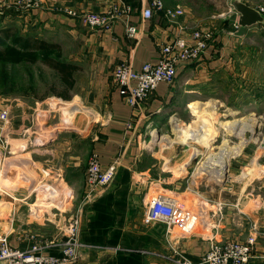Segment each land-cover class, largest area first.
<instances>
[{
  "label": "crops",
  "instance_id": "0c3cea01",
  "mask_svg": "<svg viewBox=\"0 0 264 264\" xmlns=\"http://www.w3.org/2000/svg\"><path fill=\"white\" fill-rule=\"evenodd\" d=\"M118 1L44 0L46 10H33L32 12H20L14 8L5 12L2 9L7 6H3V2L0 1V11L5 12L2 14V24L5 26L2 29H6L9 24H15L17 30L26 36L58 44L62 49L64 59L80 67L75 74L74 98H78L82 105L96 112L98 125L87 146L81 143L65 148L48 145L45 151L53 154L54 158L55 155L58 158L52 161L46 160V162L53 171L55 167L59 169L61 181L66 187L64 195L68 199L73 198V201L78 200L76 208L67 215L68 218L64 223L66 224L72 216L79 218V238L85 248L81 249L77 260L71 264H176L173 260L175 251L180 252L192 262L198 263L207 249L208 238L196 233L179 236L177 239V236L167 233L163 224L149 226L144 224L147 206L155 196L151 193L155 183L163 185L165 181L170 184L172 190L166 191L174 197L190 193L193 200H196L193 210H197L194 208L205 201L212 204L224 203L226 205L224 221L220 225L221 228L213 230L211 237L219 241H228L246 238L250 233L247 220L254 218L253 222H259L262 224L260 227L264 229V206L260 207L264 203V198H262L264 179L246 181L239 173L240 166L234 162H229L221 179L213 176L210 179H199L194 177V174L188 177L184 173L191 168L192 160H195L199 154L189 161L188 150L180 149V145L170 147L174 149L166 147L170 149L168 151L155 143H161L164 138L163 126L167 127L166 120H171L174 115L182 114L180 111L183 109L186 108L190 115H196L195 117L198 118L197 113L191 108L195 103L213 106L219 114L226 112L231 102L230 99L222 97L220 91L225 89L224 86L230 79L233 80L232 74L229 73L231 66L236 64L233 60L236 55L245 63L252 57L256 58L257 50L248 51L247 48L250 45L242 46V43L253 42L260 36L246 32L234 39L224 41L225 37L221 38L222 35L210 24L211 21L204 22L195 16L186 3L175 0L171 5L162 0L169 8L182 7L185 9L187 15L180 18L178 22L186 23L191 30L197 27L211 28V25L215 33L214 40L199 62L179 67L176 84L173 87L161 84L145 105L134 110L124 103L119 94V89L112 79L114 69L124 61L130 62L136 70H141L147 63L157 61L159 53L155 40H169L178 36L181 31L178 25L170 23L162 14L156 15L151 20L144 19L142 11L150 6L151 0H124L132 8L130 23L139 30L135 39L127 37L125 25L121 21H117L113 30L109 32H94L87 29L80 19L71 18L63 13V10L68 7L82 12L103 13ZM243 1L257 9L248 0ZM237 20L238 15L234 23ZM253 27L240 29L251 30ZM240 29H234L228 34L233 36ZM220 42L222 43L221 48ZM234 42L240 43L241 48L238 52L228 49ZM240 69L245 70L243 73L245 79H242V82L247 83V74L251 67L241 66L240 63ZM174 103H177L176 110L172 111L170 106ZM40 105L36 103L35 113L38 112L34 116L30 115L31 120L38 119L40 111L48 112L40 108ZM180 119L183 122V118ZM170 120L168 122L171 125ZM131 121L133 125L130 128L128 126ZM11 124L9 127H4L2 131L5 133L3 135L4 144L5 142L8 144L6 154L12 155L6 157V161L12 168H26L25 164L33 160L40 149L38 142H33L34 139L38 140L36 134L39 133L31 132L33 127L30 125V128L29 126L25 128H29L31 135L23 136L21 121L14 120ZM207 127L210 126L207 125ZM207 133L202 136L204 144L210 137V133L208 131ZM149 136L151 139L148 145L146 140ZM151 143L154 144L151 145ZM208 151L210 150L207 148L204 152ZM93 154L99 156L104 167L118 158L121 165L111 185L100 189L92 202H86L84 198L87 168ZM202 154L203 151L200 156ZM19 155L27 160L19 161ZM35 163L38 162L35 161ZM170 163H175V165L180 163L173 173L171 169L166 170V164L169 167ZM198 168H196L197 171ZM14 178L18 180V177ZM203 184L211 185L213 188L210 190L207 188L206 192L201 191L200 186ZM30 197L31 195H28L24 198L29 199ZM175 199L186 212H192V208H188L178 198ZM251 202L257 203L258 206L252 208ZM0 206H2L1 212L4 207L3 201H0ZM208 206L211 210H216L212 205ZM15 232L16 236L8 237L7 234L6 237L14 246L22 249L33 244L31 239L33 234L40 233L41 240L46 241L52 240L56 235L53 233L51 237L48 236L50 235L47 234L50 232L49 226L41 230H29V233ZM173 237L175 239H171ZM48 251L52 255H59L56 248ZM249 264H264V236L259 238L254 258Z\"/></svg>",
  "mask_w": 264,
  "mask_h": 264
},
{
  "label": "rangeland",
  "instance_id": "374dc122",
  "mask_svg": "<svg viewBox=\"0 0 264 264\" xmlns=\"http://www.w3.org/2000/svg\"><path fill=\"white\" fill-rule=\"evenodd\" d=\"M164 1L171 5L175 2V0ZM180 1L181 3H186L191 8L192 13L204 22L208 20L211 21L210 24L222 35L221 38L225 37L223 39L224 41L226 39H234L238 35L243 33L246 34V32L259 35L260 38L255 39L253 42L249 41L242 43V46L246 44L250 45L247 48L248 51L257 50V57H252L245 63L239 60L238 55H236L233 60L236 61V64H233L229 70L233 80L230 79L228 84L224 86L225 89L220 91L221 96L230 99L231 102L230 107L226 109L225 113L219 114L218 111H215L210 119H205L206 117L201 118L197 112L195 113H197L198 118L195 117L196 115H190L189 111L185 108L183 111H180L182 114L174 115L175 118L172 120H166L165 124L167 127L163 126L165 135L162 134L164 137L161 140L162 146L159 142L155 144H159L162 149L166 147L170 148V146L178 147V145H180V149L184 151L188 150L187 152L190 154L189 161H191V159L196 156L195 152L192 150L195 151L196 148L193 147V149H190L187 144L190 140L199 139L192 136V132L194 131L193 128L198 130L204 129L210 133V137L208 141H205L206 144H204L202 138H200L201 145L196 144V142L191 143L193 146L201 147L204 150H200L198 153L199 155L197 154L198 157L192 160L191 168L186 170L184 175L190 177L194 174V177H198L199 179H210L212 176L210 173H206L202 168H198L199 165V167L204 165L207 156H209L210 153L217 154L221 152V150H224L225 147L235 149L236 147L243 146L240 148L241 152L239 151L240 153L238 152L229 162H234L236 165L240 166L241 170L239 173L246 181L259 178L264 179V24H257L251 30L246 29L243 31V29H240L238 32H235L233 36H230L228 33L234 31L235 28H233V24L237 17L232 6L233 0ZM248 1L254 4L257 9L264 8V0ZM12 9L13 8L6 7L2 10L6 12V10L9 11ZM4 11H0V31L2 27H5L2 24V14L5 13ZM211 25L210 27L213 28ZM7 26V28L14 27L17 29L15 24H9ZM21 34L24 35V33ZM236 44L237 46H235ZM219 46L221 48V42ZM240 48L239 42H234V44L228 47V49L236 52H238ZM240 63L241 66L251 67L250 72L247 74V83L242 82V79H245L243 76L245 70L240 69ZM174 84H176V82ZM54 88L58 92L64 91L57 73L44 64L0 66V109H2L0 111V183H2L3 190L0 193V201L4 202V207L0 212V235L6 236L8 234V237H14L16 236L15 231L27 233L29 230H41V228H47V226H49L50 232H47V234H50L48 236L51 237L53 233H59V228L64 226V221L68 218L67 215L74 211L78 203V200L73 201V198L68 199L64 195L66 187L64 182L61 181L59 169L55 167L53 171L50 169L51 166L46 162V160L52 161L58 158L56 155L54 158L53 154L46 153L45 151L48 149L46 146L53 145L65 148L78 143L87 146L93 137L98 121L94 110L82 105L78 98H74V89L70 92L72 96L71 99L65 100L52 92ZM45 100L47 101L44 103L43 101ZM37 102L41 104L40 108L48 112L45 113L40 111L39 114L41 117L39 116L38 119L33 118V120H31L30 115L34 116L38 112L36 111L35 113ZM176 104L177 103L172 104L170 110H176ZM205 106V109L210 107L208 105ZM82 108H85V110ZM5 113L7 116L4 115ZM179 117L183 118V122L180 121L181 119ZM242 117L245 119L247 118L244 124H237L238 126L233 125L227 129L221 125L222 122L227 120L235 121ZM14 120L17 122L21 121L24 130L23 136H30L31 132L36 131L39 133L36 134L38 140L34 139L33 142H38V148L40 149L37 154H35L34 161L31 159L26 164L24 163L26 168H12L10 163L6 161V157L12 155L6 154L8 144L6 142L4 144L5 138L3 135L5 133H2V131L4 127L12 125L11 123H13ZM169 120L171 121V125L168 122ZM207 124H209L208 126L210 127H207ZM30 125L33 127V131L31 132H29ZM27 126H29V128H25ZM241 129L245 130L243 132L245 137L242 138L240 135ZM207 131L204 135L208 134ZM33 134L35 136V133ZM76 137L78 139L75 140L74 138ZM156 137L155 141L157 139ZM150 139L149 136L146 142L148 143ZM153 144L154 143H151V145ZM169 148L166 149H168V151L174 149ZM207 148L210 151L204 152ZM202 151L203 154L200 156ZM18 159L21 162L27 160V158H23L21 155H19ZM35 161L38 163H35ZM179 164L175 165V163H170L169 167H167L168 164H166V170L171 169L173 173L175 169L178 168ZM196 168H198V171ZM14 177H18V180H15ZM215 178L221 179L222 177L216 176ZM159 185L155 183L151 192L152 195H170L169 192L166 191L172 190L170 184L164 181L163 185ZM207 188L210 190L213 187L211 185L207 186V184L200 186L201 191L204 190L206 192ZM206 194L209 195V193ZM28 195H31V197L25 199L24 197ZM172 197L178 198L185 203L188 208H192V211H195L193 207L196 200H193L190 193ZM262 198H264V196H262ZM205 203L206 201L194 209H198L201 205L209 208ZM256 206H258L257 203L251 202L252 208ZM262 206H264V203H262L260 207ZM1 207L2 206H0V208ZM56 214L57 216H55ZM253 219L247 220L250 233L255 224ZM207 220L210 222V227L216 224V219ZM156 224L159 225L161 223H155L153 225ZM220 225L218 227L221 228ZM258 225L261 226L262 224L258 222ZM164 226L167 231V226ZM218 227L216 228L218 229ZM191 230L192 229H180L177 227L174 232H170L169 234L177 236L178 239L179 236L200 233L203 237L207 238L212 236L213 230L215 229L207 231L208 229L204 228L203 225L199 223L196 229ZM186 231L191 232L187 233ZM40 235L41 234L38 233L37 238L39 240L42 239ZM44 236L47 237L46 235ZM171 239L175 238L173 237Z\"/></svg>",
  "mask_w": 264,
  "mask_h": 264
},
{
  "label": "built area",
  "instance_id": "2783aa9c",
  "mask_svg": "<svg viewBox=\"0 0 264 264\" xmlns=\"http://www.w3.org/2000/svg\"><path fill=\"white\" fill-rule=\"evenodd\" d=\"M0 1L3 2V6L14 8L20 12L41 11L47 8L44 0ZM64 1L72 2L74 0ZM257 10L264 16V8ZM63 13L71 18L80 19L90 31L109 32L113 30L117 21H121L125 25L127 37L135 39L139 33L138 28L130 23L132 8L124 0L113 3L108 11L103 13L82 12L72 7L64 9ZM161 14L170 23L178 25L180 34L169 40H155L159 53L157 61L145 64L141 70L134 69L130 62L124 61L117 65L112 74V79L119 89L122 100L134 110L145 105L161 84L173 86L179 67L199 62L214 40L215 33L211 28L197 27L191 30L186 23L178 22L180 18L187 15L182 7L169 8L162 0H151L150 6L142 11L145 20H151ZM234 28H241L238 21L234 23ZM4 115L7 116L6 113ZM132 125L133 121L128 127L131 128ZM151 138H153L152 135ZM120 165L121 162L118 158L104 167L97 154L91 155L87 168L84 198L86 202H92L100 189L111 185L117 176ZM2 191L0 184V193ZM209 203L205 204L215 207V211L201 205L195 211L186 212L177 199L170 195L157 194L148 204L143 221L146 226L155 223L164 224L168 228L167 233L174 232L177 227L194 230L199 223L208 229L207 231L217 230L216 227L224 221L226 205L222 202ZM207 219H216V224L210 227V222ZM254 223L251 233L243 240L219 241L214 237H207L209 244L198 263L192 262L178 251H175L173 260L176 264H249L254 258L259 238L264 236V229L258 223ZM59 230V233L50 241L39 240L38 235L33 234L31 237L33 244L26 249L14 246L8 237L0 235V264H71L75 262L81 249L85 248L79 238V218L72 216ZM52 248L58 249L59 255H52L48 251Z\"/></svg>",
  "mask_w": 264,
  "mask_h": 264
},
{
  "label": "trees",
  "instance_id": "16d2710c",
  "mask_svg": "<svg viewBox=\"0 0 264 264\" xmlns=\"http://www.w3.org/2000/svg\"><path fill=\"white\" fill-rule=\"evenodd\" d=\"M44 64L55 71L64 88L52 92L65 100L71 99L70 92L75 87V74L80 70L76 64L64 59L62 49L58 44L49 43L42 39L22 35L14 27L0 31V66L23 64Z\"/></svg>",
  "mask_w": 264,
  "mask_h": 264
},
{
  "label": "bare ground",
  "instance_id": "6f19581e",
  "mask_svg": "<svg viewBox=\"0 0 264 264\" xmlns=\"http://www.w3.org/2000/svg\"><path fill=\"white\" fill-rule=\"evenodd\" d=\"M206 104H203V103H195L191 106V108L194 110V112H197L198 115L202 118L206 117L205 119L207 118H211L212 115H214V112H215V108L213 106H210L208 109H205L204 107ZM81 108V107H80ZM85 110V108H82ZM77 111V109H76ZM208 111V112H207ZM78 112V111H77ZM175 117L173 116L172 119H174ZM247 119V118H246ZM245 118H239L238 120H235V121H225V122H222V126L223 127H226L229 128L233 125H237V124H244L246 123V120ZM249 120V119H248ZM208 121V120H207ZM210 121V120H209ZM249 122V121H248ZM207 123V122H206ZM209 125V124H207ZM238 126V125H237ZM221 127V128H223ZM244 127V125H243ZM239 128V127H238ZM245 128V127H244ZM229 130V129H228ZM242 131V133H241ZM240 131V135H241V138L242 137H245V135H243V132L245 130H242L241 129ZM206 133V131L204 129H201V130H198V129H194V131L192 132V136H194L195 138H199V139H196V140H190V142L187 144L190 149H193L196 148V150H192L193 152H195V154L197 155L200 150H201V147H196V146H193L191 143L192 142H196V144H199L201 145L200 143V138H202V136ZM245 134V133H244ZM239 135V136H240ZM169 142V141H168ZM170 146V145H169ZM171 147V146H170ZM243 147V146H242ZM242 147H236L235 149L234 148H224V150H221V152L219 153H210L209 156H207V159H206V162H204V165H201L202 167H199L203 169L204 172L206 173H210L212 176H217V177H223L224 176V173L226 171V168H227V164H229V161L231 158H233L234 156L237 155V153L240 151V148ZM189 149V150H190ZM194 156V155H193ZM190 160V159H189ZM256 164V163H255ZM210 175V176H211ZM53 214V213H52Z\"/></svg>",
  "mask_w": 264,
  "mask_h": 264
},
{
  "label": "water",
  "instance_id": "95a60500",
  "mask_svg": "<svg viewBox=\"0 0 264 264\" xmlns=\"http://www.w3.org/2000/svg\"><path fill=\"white\" fill-rule=\"evenodd\" d=\"M232 6L238 15V24L241 28L264 24V16L255 8L244 3L243 0H233Z\"/></svg>",
  "mask_w": 264,
  "mask_h": 264
}]
</instances>
